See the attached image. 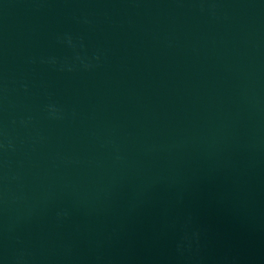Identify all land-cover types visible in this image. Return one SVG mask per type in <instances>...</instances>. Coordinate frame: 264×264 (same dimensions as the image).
<instances>
[{
  "label": "water",
  "instance_id": "1",
  "mask_svg": "<svg viewBox=\"0 0 264 264\" xmlns=\"http://www.w3.org/2000/svg\"><path fill=\"white\" fill-rule=\"evenodd\" d=\"M0 264H264V0H0Z\"/></svg>",
  "mask_w": 264,
  "mask_h": 264
}]
</instances>
